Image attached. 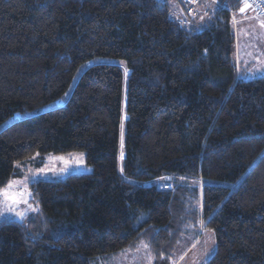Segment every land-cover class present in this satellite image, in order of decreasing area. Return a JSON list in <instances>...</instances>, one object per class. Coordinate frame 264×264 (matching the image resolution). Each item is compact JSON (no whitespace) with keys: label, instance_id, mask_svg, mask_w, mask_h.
<instances>
[{"label":"trees","instance_id":"1","mask_svg":"<svg viewBox=\"0 0 264 264\" xmlns=\"http://www.w3.org/2000/svg\"><path fill=\"white\" fill-rule=\"evenodd\" d=\"M217 1L0 0V127L24 116L0 131V192L35 156L91 169L32 185L40 212L0 221V264H106L141 242L174 264L201 227L205 264H264V76L238 68L234 26L255 14Z\"/></svg>","mask_w":264,"mask_h":264},{"label":"rangeland","instance_id":"2","mask_svg":"<svg viewBox=\"0 0 264 264\" xmlns=\"http://www.w3.org/2000/svg\"><path fill=\"white\" fill-rule=\"evenodd\" d=\"M196 4L200 0H184ZM248 10H245L247 12ZM256 16V17H254ZM243 13L234 21L237 37L236 59L244 78L253 80L264 76V26L257 15ZM66 96L49 105L51 110L62 105ZM24 116L17 114L5 122L0 131ZM42 163L41 167L38 164ZM23 177L14 179L0 192V221H23L27 216L40 212L39 204L34 200L31 187L37 181H61L72 174L90 173L82 152L61 156L49 155L41 160L35 156L31 161L19 165ZM15 198L16 202H13ZM11 209V210H10ZM17 213L22 214L17 215ZM216 251V237L213 231L201 227L200 233H192L182 238L174 264H205ZM106 264H153L148 244L141 242L134 252H126L121 257Z\"/></svg>","mask_w":264,"mask_h":264},{"label":"built area","instance_id":"3","mask_svg":"<svg viewBox=\"0 0 264 264\" xmlns=\"http://www.w3.org/2000/svg\"><path fill=\"white\" fill-rule=\"evenodd\" d=\"M213 2L222 6L217 0H213ZM248 2L252 5L247 9L250 13L257 15V17H264V0H248ZM181 25H186V22H182Z\"/></svg>","mask_w":264,"mask_h":264},{"label":"snow or ice","instance_id":"4","mask_svg":"<svg viewBox=\"0 0 264 264\" xmlns=\"http://www.w3.org/2000/svg\"><path fill=\"white\" fill-rule=\"evenodd\" d=\"M250 7H252L251 3H249L248 0H245L244 5L240 8L241 13L245 12V10L250 8ZM261 23H262V26H264V21H262ZM12 199H13V202H16L15 198H12ZM17 215H21L22 216V214H20V213H17Z\"/></svg>","mask_w":264,"mask_h":264}]
</instances>
